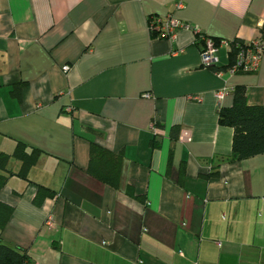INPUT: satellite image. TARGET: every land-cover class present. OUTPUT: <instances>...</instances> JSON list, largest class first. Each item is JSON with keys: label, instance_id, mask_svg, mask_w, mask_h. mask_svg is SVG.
<instances>
[{"label": "crops", "instance_id": "crops-1", "mask_svg": "<svg viewBox=\"0 0 264 264\" xmlns=\"http://www.w3.org/2000/svg\"><path fill=\"white\" fill-rule=\"evenodd\" d=\"M176 2L0 0V152L13 173L16 143L40 152L0 188L13 207L1 237L30 264H264V154L229 161L217 119L238 86L264 105V56L227 73L219 45L214 71L198 38L264 42V0ZM167 16L194 29L152 35ZM89 141L121 153L117 189L87 172ZM39 184L56 196L36 206Z\"/></svg>", "mask_w": 264, "mask_h": 264}, {"label": "trees", "instance_id": "trees-1", "mask_svg": "<svg viewBox=\"0 0 264 264\" xmlns=\"http://www.w3.org/2000/svg\"><path fill=\"white\" fill-rule=\"evenodd\" d=\"M236 41L232 40L231 42ZM214 42L218 43L215 40ZM235 53L236 47L231 45L229 48L230 62L222 70H226L233 64ZM210 68L214 71L220 70L214 66ZM232 95L231 105L220 108L217 118L220 125L232 129L231 150L227 159L237 161L264 154V105H249L242 86L235 87L232 90ZM174 133L175 127H172L170 134ZM88 151L87 172L100 182L117 189L120 181L121 153L112 152L95 141H89ZM39 153V150L35 148L27 149L24 144L16 143L11 155L18 158L21 163L19 170L13 173L7 169L10 154L0 152V188L5 185L9 174H16L27 179V171L36 162ZM125 191L135 198H140L139 195L134 194V189L131 186H126ZM55 196L54 191L39 184L33 197V203L36 206H41L46 198ZM12 213L13 207L0 201V264L30 263L29 255L25 249L10 246L2 241V229L8 223Z\"/></svg>", "mask_w": 264, "mask_h": 264}, {"label": "built area", "instance_id": "built-area-1", "mask_svg": "<svg viewBox=\"0 0 264 264\" xmlns=\"http://www.w3.org/2000/svg\"><path fill=\"white\" fill-rule=\"evenodd\" d=\"M182 0H177L175 3L176 8L182 7ZM178 29H191L194 27L188 23H184L179 21L172 16H167L164 19H160L157 17H152L149 22V30L152 33H156L159 36L166 37L168 39H172L175 37V33ZM198 38L202 41L203 47L200 50V61L202 66L211 67L216 63V52L219 45H223L228 49L231 45L236 47V53L234 62L231 66H229L225 71L227 73H234L237 71L243 72H255L258 69L261 58L264 56V42L261 38H253L246 42L239 43L231 42L227 40H220L218 43H215L214 40L202 33H198ZM69 70L68 65L62 66V71L66 72ZM224 73L223 71L217 72L218 75ZM225 89L218 90L214 93V97L216 99H221L223 95L226 93ZM192 99L200 101L201 98L192 96ZM149 128L151 131L155 132L156 122L152 120L149 124ZM177 139L181 142H188L191 140L190 132L188 130H181L178 134ZM47 223H51V218L48 217ZM30 264V263H26Z\"/></svg>", "mask_w": 264, "mask_h": 264}]
</instances>
